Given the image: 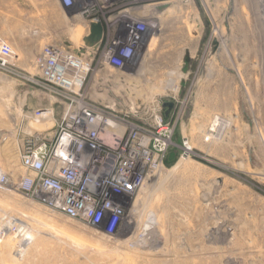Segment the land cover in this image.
<instances>
[{
  "label": "rangeland",
  "instance_id": "1",
  "mask_svg": "<svg viewBox=\"0 0 264 264\" xmlns=\"http://www.w3.org/2000/svg\"><path fill=\"white\" fill-rule=\"evenodd\" d=\"M37 1L45 12L22 29L7 28L11 6L0 5L1 39L82 47L88 21L99 19L105 38L84 100L138 123L159 110L174 136L121 234L107 236L19 188L26 140L53 135L63 106L25 79L38 77L41 54L17 74L0 71V167L10 178L0 188V264H264V0H137L89 19ZM122 6L152 32L144 64L128 72L107 66L103 52L108 32L127 21H108ZM149 215L157 232L143 237Z\"/></svg>",
  "mask_w": 264,
  "mask_h": 264
},
{
  "label": "built area",
  "instance_id": "2",
  "mask_svg": "<svg viewBox=\"0 0 264 264\" xmlns=\"http://www.w3.org/2000/svg\"><path fill=\"white\" fill-rule=\"evenodd\" d=\"M57 1L71 19H89L98 10H114L119 2L128 5L137 2ZM116 14L108 19L111 24L122 16L127 21L112 36L108 32L103 50L105 64L128 72L144 64L152 32L138 22L131 7L122 6ZM88 23L91 28L101 25V37H96L100 40L95 39L90 46L85 42L82 47H75L70 41L46 46L39 58L38 77L28 74L25 78L63 106V110L53 135L26 140L20 155L25 176L19 188L32 198L45 197L49 209L73 221L103 227L105 235L114 237L121 234L127 223V210L164 169L174 128L159 110L150 122L138 123L84 100L82 93L92 72L95 53L105 38L99 19ZM16 58L13 46L0 38V71L11 75L20 72ZM9 186L10 178L0 167V188Z\"/></svg>",
  "mask_w": 264,
  "mask_h": 264
},
{
  "label": "crops",
  "instance_id": "3",
  "mask_svg": "<svg viewBox=\"0 0 264 264\" xmlns=\"http://www.w3.org/2000/svg\"><path fill=\"white\" fill-rule=\"evenodd\" d=\"M53 1H54V4H56V6L58 7L60 6L57 0H53ZM37 3H38L37 0H0V5L6 4L7 6L8 5L11 6V9L10 10L8 9V11L6 12V13H10L12 17L11 26H8L7 28L22 29L27 25L26 21L28 20L29 15L38 14V12L44 13L45 9L43 8L35 9L33 7V5L37 6ZM60 14L61 13L58 8L57 11H52L51 15H53V19H55V18H59V16H61ZM23 16H25L26 18L24 22L21 21ZM53 26L54 25H51L50 27H53ZM73 35L75 36V34ZM73 39L75 40V37ZM59 43L61 42L56 41L52 43L51 45H55ZM11 45L13 46L15 53L17 55L15 63L21 69H23L21 60H22V63L34 62L39 57V55L41 54V51L43 50V45L41 41H37L36 43H32L28 45H23V44L20 45L17 43H11Z\"/></svg>",
  "mask_w": 264,
  "mask_h": 264
},
{
  "label": "water",
  "instance_id": "4",
  "mask_svg": "<svg viewBox=\"0 0 264 264\" xmlns=\"http://www.w3.org/2000/svg\"><path fill=\"white\" fill-rule=\"evenodd\" d=\"M101 33H102V27L100 24L97 25H93L92 26V31H91V36L88 37L87 39H85V42L87 45H91L93 44V42L95 41L96 37L99 38L101 37ZM164 107H168L169 109H171L173 107L172 103H166L164 105Z\"/></svg>",
  "mask_w": 264,
  "mask_h": 264
},
{
  "label": "bare ground",
  "instance_id": "5",
  "mask_svg": "<svg viewBox=\"0 0 264 264\" xmlns=\"http://www.w3.org/2000/svg\"><path fill=\"white\" fill-rule=\"evenodd\" d=\"M155 225H156L155 217L153 215H149L146 223L144 224L142 236L143 237L148 236L150 232H151V235H153L154 232H157L155 231L156 229Z\"/></svg>",
  "mask_w": 264,
  "mask_h": 264
}]
</instances>
